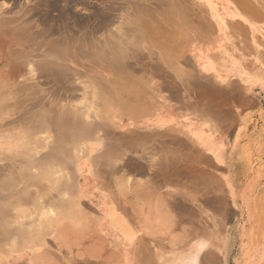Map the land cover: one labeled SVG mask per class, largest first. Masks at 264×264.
I'll use <instances>...</instances> for the list:
<instances>
[{"label":"rangeland","instance_id":"rangeland-1","mask_svg":"<svg viewBox=\"0 0 264 264\" xmlns=\"http://www.w3.org/2000/svg\"><path fill=\"white\" fill-rule=\"evenodd\" d=\"M239 3L0 0V264H59L66 245L96 232L122 240V219L107 230L92 193L104 201L110 180L120 203L129 194L140 169L138 151L128 148L131 132L156 115L166 92L197 83L180 71H190L193 52L219 43L218 24ZM257 11L264 14V5ZM217 186L212 227L217 217L246 227L227 230L245 239L229 247L227 264H235L234 255L251 249V198L241 213L224 183ZM215 238L212 228V263L223 250ZM257 248L261 258L264 245Z\"/></svg>","mask_w":264,"mask_h":264},{"label":"crops","instance_id":"crops-1","mask_svg":"<svg viewBox=\"0 0 264 264\" xmlns=\"http://www.w3.org/2000/svg\"><path fill=\"white\" fill-rule=\"evenodd\" d=\"M262 5L240 0L230 7L216 30L219 43L193 52L190 71H180L196 76L197 83L182 82L177 94L166 92L156 115L131 132L128 148L138 151L140 169L121 203L110 180L104 201L92 193L96 202H91L107 216V230L114 229L116 217L122 219V240L96 232L66 245L59 264H227L229 247L245 240L228 237L227 230L246 227L242 222L227 226L219 217L212 227V214H220L212 198L220 196L221 182L233 208L244 213L249 204L253 215L246 239L250 252L234 255L233 262L264 264L257 248L264 245L258 236L264 218L255 216L264 214V136L260 150L254 141L257 133L264 135L258 124L264 105V14L257 11ZM249 167L251 190H246ZM245 198L251 199L244 206ZM212 228L214 244L223 247L214 263L209 258Z\"/></svg>","mask_w":264,"mask_h":264},{"label":"bare ground","instance_id":"bare-ground-1","mask_svg":"<svg viewBox=\"0 0 264 264\" xmlns=\"http://www.w3.org/2000/svg\"><path fill=\"white\" fill-rule=\"evenodd\" d=\"M59 1V0H58ZM57 2V1H56ZM55 2V3H56ZM243 4V3H242ZM138 5V4H137ZM54 6H56V5H54ZM51 7V6H50ZM39 22V21H38ZM148 31H150V30H148ZM49 32V31H48ZM116 34V33H115ZM118 35H120V34H118ZM254 36V35H253ZM123 38V37H122ZM124 39V38H123ZM122 40V39H121ZM259 40V39H258ZM94 55V54H93ZM92 57V56H91ZM60 73V72H59ZM88 92V91H87ZM57 93V92H56ZM82 94H83V92H82ZM84 94H85V92H84ZM87 94V93H86ZM78 95V94H77ZM59 108V107H58ZM73 110V109H72ZM95 115V114H94ZM42 120V119H41ZM181 150V149H180ZM117 157V156H116ZM111 159V158H110ZM112 166V165H111ZM108 174V173H107ZM123 175V174H122ZM127 184V183H126ZM135 185V184H134ZM137 185V184H136ZM139 185V184H138ZM124 187V186H123ZM122 187V188H123ZM112 188V187H111ZM14 248V247H13Z\"/></svg>","mask_w":264,"mask_h":264}]
</instances>
